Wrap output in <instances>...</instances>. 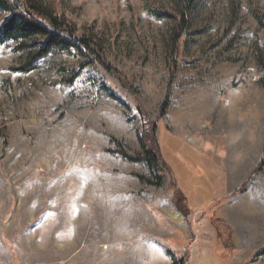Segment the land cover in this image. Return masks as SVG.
Segmentation results:
<instances>
[{
	"label": "rangeland",
	"instance_id": "1",
	"mask_svg": "<svg viewBox=\"0 0 264 264\" xmlns=\"http://www.w3.org/2000/svg\"><path fill=\"white\" fill-rule=\"evenodd\" d=\"M33 1L111 70L0 45V264H264V0H195L176 42L170 0Z\"/></svg>",
	"mask_w": 264,
	"mask_h": 264
},
{
	"label": "trees",
	"instance_id": "2",
	"mask_svg": "<svg viewBox=\"0 0 264 264\" xmlns=\"http://www.w3.org/2000/svg\"><path fill=\"white\" fill-rule=\"evenodd\" d=\"M21 4V10L14 9L9 0H0V12L8 13V16L0 23V45L7 41L16 43L15 50L20 53L19 71H29L32 69V64L40 57L45 55L49 50L56 52H69L75 45H79L87 54L95 57L97 61L106 69L111 70L106 63L102 50L96 45L91 38L77 36L75 31L70 29L65 22L58 16L54 15L47 9H44L36 1L15 0ZM195 0H170L175 14L179 17L177 30L174 32L175 42L181 36L184 30V25L188 20V15ZM239 0H229L230 10L237 14L239 10ZM251 14L258 26L264 29V12H261L252 3ZM154 13H156L154 11ZM158 13V12H157ZM142 131L140 134V143L143 149V156H138L137 161H143L154 174L155 178L160 181V176L157 174L159 165L161 164L158 155V146L155 139L156 124L146 121L143 118ZM261 162L259 163V166ZM256 167V171H258ZM244 183L241 189H245ZM218 223L224 224L222 220ZM226 226V225H225ZM228 232L229 228L227 227ZM231 250H227L222 256V260L227 258ZM172 264H189L187 251L184 255L177 257L170 254Z\"/></svg>",
	"mask_w": 264,
	"mask_h": 264
}]
</instances>
